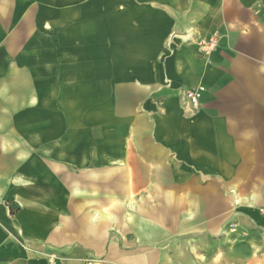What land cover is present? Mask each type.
Returning a JSON list of instances; mask_svg holds the SVG:
<instances>
[{"label":"crops","instance_id":"obj_1","mask_svg":"<svg viewBox=\"0 0 264 264\" xmlns=\"http://www.w3.org/2000/svg\"><path fill=\"white\" fill-rule=\"evenodd\" d=\"M112 1L126 3L0 0V264H46L54 250L61 264H80L101 256L113 229L128 231L134 216L141 230L157 233L152 226L174 228L178 211L188 206L184 225H190L192 202L174 203L172 194L157 191L155 206H135L129 187L146 184L148 174L156 180L159 174H246V148L264 147V124L246 117L236 93L242 82L264 90L261 67L255 78L245 63L257 49L264 60V0H144L157 7L168 2L167 14L126 4L125 12L106 14L104 3ZM139 13L156 23L151 28L161 38L167 23L191 35L221 34L220 52L209 62L183 47L170 64L176 79L210 91L193 119L182 114L173 92H163V107L146 110L150 88L163 76L155 65L150 70L148 28L135 21ZM118 16L125 20L112 23ZM101 141L109 155L101 153ZM229 190L241 205L235 187ZM103 191H110L104 207L115 212L105 220L97 197ZM257 202L252 196L249 207ZM138 235L120 241L144 242ZM108 256L122 257L114 245ZM153 257L139 253L132 264H151Z\"/></svg>","mask_w":264,"mask_h":264},{"label":"rangeland","instance_id":"obj_2","mask_svg":"<svg viewBox=\"0 0 264 264\" xmlns=\"http://www.w3.org/2000/svg\"><path fill=\"white\" fill-rule=\"evenodd\" d=\"M143 1L126 0L125 4L130 5L134 11L143 9L150 14L154 10L166 14L168 12V8H166L168 2H163L160 7H157ZM125 4L122 1L104 3L106 14L109 11H117L116 7L118 5H121V10H123L118 12H125L127 10ZM139 16L135 19L137 24L140 27L143 25L148 28L146 38H148L151 45L148 54L150 70L155 65L153 67L158 68L163 76L161 81L156 82L153 84V88H150L151 94L144 104V106H148L145 107L146 110L148 111L150 108L152 112L157 111L158 107H163L162 103L167 99L163 92H173L177 95L182 114L186 116V119H193L203 105V98H205L203 94L209 96L210 91L203 84L195 87L188 86L179 79V76L176 79V75L174 76L171 71L170 64L183 47H193L200 60L209 62L214 53L220 52L221 34L214 32L204 36L197 33L196 30L195 33L192 30L191 38L184 39L182 37L186 34V30L180 26L175 27L168 24L169 20L165 19L168 29L165 37L161 38L152 29L157 30L155 28L156 23L153 20L149 21V19L143 21L141 14ZM118 17L112 23L118 24L117 20L121 18L125 20V17ZM122 38L119 39V42ZM252 54L256 56L245 61L247 63L246 69H249L252 77L258 78L260 67L262 69L260 73L264 74V60H260L259 49ZM168 65H170V68ZM239 86L240 89L236 92L240 95L239 106L245 108L250 114L246 117L255 118L256 122L264 124V90L261 92L257 90L258 82H255V84L242 82ZM200 87L203 88V94L199 106L194 109L190 108L186 104V93ZM259 110L262 111L261 114H252ZM104 132L108 133V130L106 129ZM54 134L58 136L60 132L55 131ZM104 135L105 133H103ZM100 143H102L101 153L109 155V146L103 144L102 141ZM246 149L248 152L246 174H163L166 179L163 178L162 174H159L157 180L158 182H161V180L166 181L165 187H159L156 176L154 177L155 174H148L151 177L149 181H146V184L137 185V181H134L138 187L135 185L133 188L130 181V199L135 206H155L158 201L157 191L162 194H172L175 200L174 203L179 202L185 206V203L192 202L194 216L191 217V224L184 225V220H188L186 216L188 217L191 214L188 206L178 211L177 217L181 221L174 228L169 223L160 227L152 226V229L157 233H149L148 227L143 229L145 231L141 230L138 225V222H142L141 218L133 214L135 222L130 221L127 225L130 232L128 230L121 233L113 229L114 231L110 233L108 241L101 244V256L84 258L80 264H132L133 255L149 252H151V256H154L151 259L153 261L151 264H264V147L251 146ZM92 151L91 148V153ZM102 166V169L107 168L106 165ZM69 168L79 169L74 163H70ZM109 171H103L102 174ZM122 176L120 175L117 181H121ZM230 187H235L238 198L241 199L239 202L241 205L233 204ZM108 192L110 191L100 192L97 196L98 199L103 201L99 205V207H102L99 212L103 220L112 211L109 210L110 205L104 207L108 202L104 200L103 196ZM111 192L112 194L116 193L115 190ZM115 195H118V193ZM252 196H257L258 202L253 207H249L248 203ZM191 218L189 219L191 220ZM138 233L144 234V238H146L144 242L120 241V239L127 236H133L137 239L139 238ZM113 238H117V241H114ZM111 245H114V248L122 256L118 260L108 256ZM128 253L130 254L129 258L125 255ZM57 254V251L54 250L45 260L46 264H61L63 259H60Z\"/></svg>","mask_w":264,"mask_h":264},{"label":"built area","instance_id":"obj_3","mask_svg":"<svg viewBox=\"0 0 264 264\" xmlns=\"http://www.w3.org/2000/svg\"><path fill=\"white\" fill-rule=\"evenodd\" d=\"M203 94V88H196L195 90H192L190 92L186 93L185 99L186 104L190 106V108H197L199 106V102L201 99V96Z\"/></svg>","mask_w":264,"mask_h":264},{"label":"bare ground","instance_id":"obj_4","mask_svg":"<svg viewBox=\"0 0 264 264\" xmlns=\"http://www.w3.org/2000/svg\"><path fill=\"white\" fill-rule=\"evenodd\" d=\"M121 7H122L121 5H118V6L116 7V8H117V12H118V11H123V10H121ZM118 13H119V12H118ZM122 13H123V12H122ZM191 36H192V35H191V31H190V30H187V31H186V34H185L182 38L185 39V38H189V37H191ZM234 198H235V197H234ZM119 205H120L119 203H118V204H115V206H117V207H118ZM120 206H121V205H120ZM118 222H119V221H117L116 219H112V223H113V224H118Z\"/></svg>","mask_w":264,"mask_h":264}]
</instances>
